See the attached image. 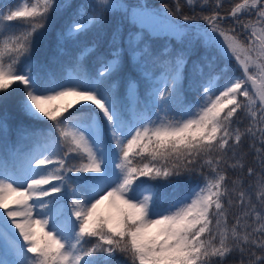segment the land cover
<instances>
[{"label": "snow or ice", "instance_id": "1", "mask_svg": "<svg viewBox=\"0 0 264 264\" xmlns=\"http://www.w3.org/2000/svg\"><path fill=\"white\" fill-rule=\"evenodd\" d=\"M174 3L78 6L56 32L78 45L60 77L32 55L71 0L0 6V104L22 85L40 125L10 146L0 116V264H264V0ZM116 11L138 30L101 51ZM145 33L169 43L153 52Z\"/></svg>", "mask_w": 264, "mask_h": 264}, {"label": "trees", "instance_id": "2", "mask_svg": "<svg viewBox=\"0 0 264 264\" xmlns=\"http://www.w3.org/2000/svg\"><path fill=\"white\" fill-rule=\"evenodd\" d=\"M58 2H63V0H58ZM95 0H71L72 7L64 10L62 14H59L54 26L50 27L48 34L40 41L37 47L34 49L32 60L34 61L36 68L34 71H40L43 73L54 74L56 77L66 75L70 71V65L73 62L75 56L78 54V45L72 41L65 42L62 45L57 44L56 41V32L60 30L71 18V13L80 5H90L94 3ZM116 3L125 4V5H137L142 4L141 0H114ZM15 0H0V6L13 4ZM180 3L183 5V0H180ZM223 7L220 9L222 12H227L233 0H222ZM144 4L148 5L150 8H159L163 4H168L173 11L175 10L174 0H144ZM91 9H89L90 11ZM209 9H205L207 13ZM200 9H197L199 13ZM181 14L193 13L186 6H182ZM177 20L180 19V16L175 17ZM106 23L104 25V30L99 33V43L100 50L103 51L106 48L107 40L111 35V32L114 28L119 26L123 30V36L126 38L129 31H137L139 26H134L124 15L122 11H116L115 13H109L105 17ZM182 22V21H181ZM203 23V21H200ZM97 30L90 31L86 37H81V43L88 42L92 43L94 38H96ZM145 42L149 43L152 47L153 52H158L165 44L169 43V39L163 35L161 36H149L147 33L144 35ZM173 49H179L181 46L176 42L175 39L170 41ZM59 49H62L59 50ZM85 68L88 71H93L95 67L94 58L89 56L84 61ZM232 68H235V63H232ZM22 85L16 84L9 89L10 96L6 104H0V116H6L8 120L9 132L7 136L8 144L11 146L16 142V129L23 123L25 126H37L40 125L36 122L30 121L27 117L19 111L17 102L22 97L23 92L21 89ZM145 90L146 84L144 81L140 82L139 87V97L141 106L145 100ZM119 94L121 97L124 96V85L123 77H121V83L119 87ZM135 106V101L133 102ZM3 141L0 140V156H3ZM247 162L251 163L252 157L248 156ZM117 260L121 261V264H127V261L122 256H117ZM229 264H233V261L230 260Z\"/></svg>", "mask_w": 264, "mask_h": 264}, {"label": "rangeland", "instance_id": "3", "mask_svg": "<svg viewBox=\"0 0 264 264\" xmlns=\"http://www.w3.org/2000/svg\"><path fill=\"white\" fill-rule=\"evenodd\" d=\"M160 8V7H159ZM103 207V206H102Z\"/></svg>", "mask_w": 264, "mask_h": 264}]
</instances>
